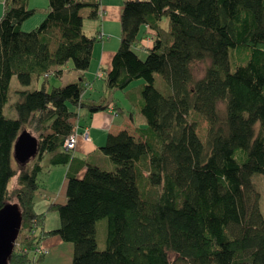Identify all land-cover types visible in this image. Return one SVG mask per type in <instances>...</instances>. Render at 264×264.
I'll use <instances>...</instances> for the list:
<instances>
[{
	"label": "trees",
	"instance_id": "1",
	"mask_svg": "<svg viewBox=\"0 0 264 264\" xmlns=\"http://www.w3.org/2000/svg\"><path fill=\"white\" fill-rule=\"evenodd\" d=\"M100 10V0H48L41 24L24 32L38 9L5 0L0 211L16 206L21 216L8 263L42 264L45 253L36 249L57 236L73 245L70 264H264V219L252 182L264 175V0H122L120 43L102 78L105 90L136 104L147 125L107 136L100 150L113 167L82 161V178L67 174L66 203L50 208L59 227L44 230L45 215L34 209L41 160L71 162L63 144L78 128L79 111L90 117L110 108L106 97H84L100 38L85 35L83 25ZM147 34L154 62L136 52ZM69 62L78 79L49 88L48 78H62ZM204 62L196 79L193 66ZM13 77L21 87L15 118L4 114ZM40 77L41 88L28 89ZM194 116L206 121L204 140ZM22 136L35 141L27 162L14 158Z\"/></svg>",
	"mask_w": 264,
	"mask_h": 264
},
{
	"label": "crops",
	"instance_id": "2",
	"mask_svg": "<svg viewBox=\"0 0 264 264\" xmlns=\"http://www.w3.org/2000/svg\"><path fill=\"white\" fill-rule=\"evenodd\" d=\"M100 2L101 10L99 12L98 18L100 23L97 24L96 31L98 36L99 34L103 33L104 37L102 39H98V37L95 36L98 39V42L101 41V49L99 47L100 54L96 56L97 58L95 61L97 62V69L95 71L96 75H94V72L91 71V65L90 68L84 73L87 91H93L95 89V84L93 83L95 78H97L96 76L99 74H104L105 71L111 68L112 57L118 48V45L113 47L114 43L110 45L111 37L108 36L109 38L105 39L107 37L105 33L108 34L110 26L119 23L122 0H100ZM151 45V36L147 34L142 40V48H138L136 52L140 51L142 53L146 51L148 55L149 52L146 50V48L151 47ZM138 55L140 56V53H138ZM149 57L150 62L155 61L154 57H151V54H149ZM94 58L95 48L93 51L92 62ZM141 58L145 60L143 57ZM92 62L91 64L93 65ZM75 74L76 78L78 79L77 72H75ZM98 78H100L102 81L101 87L109 95L102 97L108 98L110 108L106 111L95 113L90 117L87 116L85 111H79L80 120L77 121V132L79 136L76 146L72 151L71 162L65 165L50 166L48 162V155H44L40 162V186L34 196V209L37 214L45 215L44 230H54L59 227L58 214L54 211H50V208L53 205H63L66 203L67 174L69 172H77V176L82 178L85 173V167H82L80 163L82 161H86L103 168L113 167L109 159L100 150V148L104 145L107 136L109 134H117L123 130H127L129 133L135 135L137 128H144L147 125L145 118L139 112L138 107L134 102H131L126 97H124L130 102L129 105L126 102L121 103L120 101L119 105L115 104V90H105L103 78L99 76ZM112 92L113 96L111 97L110 94ZM84 97L94 101H97L100 98L93 99L91 97H86L85 95ZM84 131H87L89 140H85L82 137V133ZM42 246L46 251L42 264H70L73 260V245L71 243L62 241L57 236L46 238L43 240Z\"/></svg>",
	"mask_w": 264,
	"mask_h": 264
},
{
	"label": "rangeland",
	"instance_id": "3",
	"mask_svg": "<svg viewBox=\"0 0 264 264\" xmlns=\"http://www.w3.org/2000/svg\"><path fill=\"white\" fill-rule=\"evenodd\" d=\"M30 7H36L38 9V12L29 20L25 21L22 25V31L24 32H29L31 30H33L34 28H36L37 26H39L41 24V22L44 20L45 15H44V9L48 6V0H30ZM4 7H5V0H0V17L2 16V13L4 11ZM88 12V9H84L82 11V15L85 16L86 13ZM100 20H90L85 18L84 20V25H83V32L85 35L90 36V37H95L98 36L96 28H97V24L100 23ZM106 34V38H109L108 36H110L111 40H110V45L114 43V46H119L120 43V22L116 23L112 26H110L108 34ZM100 35V34H99ZM103 35V33L101 34ZM104 37V36H103ZM99 47L101 49V41L96 43V47H95V58L93 60V65L91 64V71L94 72L97 69V65L95 62L96 61V56L100 54L99 51ZM138 53H140V56L143 57L145 60H149V54L147 55L146 51L144 52H140L137 51ZM208 65V62H204V63H197L193 66V73L196 79H200L201 77H203L206 66ZM73 67V63L69 62L64 68V75L62 76V78H57L54 76H50L48 78V85L49 88L52 87H59V86H63L67 83L70 82H74L77 80L76 78V74L74 72V70H72ZM99 76V75H98ZM98 76H96L97 78H95L94 83L95 84V89L93 91H87V93L85 94L86 97H91L93 99H98L99 97L102 96H109L107 92H105L103 90V88L101 87V83L102 81L100 80V78H98ZM44 78L40 77V78H35L32 82V84L28 87V89L31 90H36V89H40L41 85L43 83ZM161 78L157 77V82H156V86L159 87V82H161ZM141 82V81H140ZM138 82L133 83L132 85H136ZM100 85V86H99ZM100 87V88H99ZM21 87L19 86L16 77H13L11 80V84H10V90H9V101L7 103V105L4 108V114L7 117H11V118H15L16 117V113L14 111V109L12 108V103L16 100V90L20 89ZM115 96H114V102L115 104L119 105V101L122 102H126L129 105V101L126 100L124 97V93L120 90H115L114 91ZM110 96H113V92L110 94ZM195 120L198 122V129H197V133L199 135V137L204 140V136H205V130L207 127L206 121L199 116H194ZM112 163V162H110ZM108 166V165H107ZM13 167L16 168L17 167V163L15 161V159H13ZM104 168H108V167H104ZM252 182L253 185L255 187V189L260 193V201H259V207H260V211L261 214L263 216L264 219V175L263 174H255L252 177ZM104 226H105V220H101L98 223V231H97V238H98V242H99V247L102 248L103 247V238H104ZM177 264H182V263H177Z\"/></svg>",
	"mask_w": 264,
	"mask_h": 264
},
{
	"label": "water",
	"instance_id": "4",
	"mask_svg": "<svg viewBox=\"0 0 264 264\" xmlns=\"http://www.w3.org/2000/svg\"><path fill=\"white\" fill-rule=\"evenodd\" d=\"M35 153V141L22 136L14 146V158L29 161ZM21 226V216L16 206H7L0 211V264H9L15 238Z\"/></svg>",
	"mask_w": 264,
	"mask_h": 264
},
{
	"label": "built area",
	"instance_id": "5",
	"mask_svg": "<svg viewBox=\"0 0 264 264\" xmlns=\"http://www.w3.org/2000/svg\"><path fill=\"white\" fill-rule=\"evenodd\" d=\"M99 38L102 39L103 38V35H99ZM103 75L102 74H99V77H102ZM78 132H77V129L74 133L70 134L64 141V144H63V149L67 152L69 151H73L75 146H76V143H77V139H78ZM82 137L85 139V140H89V136H88V133L87 131H84L82 133ZM36 252L37 254H42V253H45V249L43 248V246L41 248H37L36 249Z\"/></svg>",
	"mask_w": 264,
	"mask_h": 264
}]
</instances>
